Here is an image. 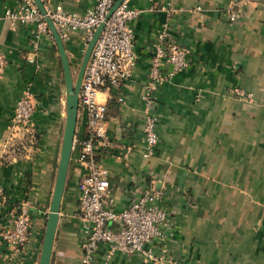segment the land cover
Returning <instances> with one entry per match:
<instances>
[{
  "label": "crops",
  "instance_id": "1",
  "mask_svg": "<svg viewBox=\"0 0 264 264\" xmlns=\"http://www.w3.org/2000/svg\"><path fill=\"white\" fill-rule=\"evenodd\" d=\"M127 1L142 12L130 24L136 64L120 90L121 103L115 93L98 95L108 120L103 165L115 211L153 187L164 194L171 218L161 262H144L135 254L115 255L111 264H264V0L235 23L225 14L235 0ZM17 2L0 0V55L9 64L0 76V190L5 197L0 233L27 203L32 240L12 250L0 238V264H39L65 120L57 87L62 70L47 38L35 61H25L30 30L5 19ZM49 2L77 16L92 7L91 0ZM165 22L188 64L153 93L158 145L144 159L142 97L153 44ZM64 46L74 70L86 47L82 33H72ZM235 89L250 94L251 101L236 102L229 96ZM26 92L36 112L30 127L13 131L16 103ZM84 122H76L75 132L84 130ZM77 184L71 154L50 264H79L83 232Z\"/></svg>",
  "mask_w": 264,
  "mask_h": 264
},
{
  "label": "built area",
  "instance_id": "2",
  "mask_svg": "<svg viewBox=\"0 0 264 264\" xmlns=\"http://www.w3.org/2000/svg\"><path fill=\"white\" fill-rule=\"evenodd\" d=\"M91 0V9L83 16L50 6L41 0L48 18L60 39L65 43L70 35L81 32L85 46L102 25L90 59L85 68L78 94L77 122L85 120L84 130H76L72 155L77 184V218L82 225L79 264H111L115 255H139L144 262H161L167 243L166 229L171 214L165 206L164 194L150 187L135 198L126 208L115 211L109 194L108 170L103 156L109 149L107 141V107L98 101L100 93H115L122 102L120 90L132 76L136 64L134 36L130 24L142 12L129 8L128 1ZM262 0H235L225 8L227 19L237 22L243 12ZM199 11V9H197ZM170 11L167 17H171ZM45 17L40 14L33 0H18L14 10L5 12V19L12 27L30 30V52L24 57L33 63L40 54L41 44L47 38L54 44ZM165 22L156 35L150 60L148 81L142 97L145 122L143 126L146 152L150 159L158 145L156 102L153 93L171 81L187 67L186 52L168 34ZM8 61L0 55V76L8 68ZM239 103L250 102L252 96L241 89L229 94ZM36 112L33 96L26 92L16 103L11 120L13 131L30 127ZM128 154V153H127ZM5 199L0 190V205ZM32 223L29 204L25 203L11 216L10 225L0 233V238L10 249L28 247L32 240Z\"/></svg>",
  "mask_w": 264,
  "mask_h": 264
},
{
  "label": "water",
  "instance_id": "3",
  "mask_svg": "<svg viewBox=\"0 0 264 264\" xmlns=\"http://www.w3.org/2000/svg\"><path fill=\"white\" fill-rule=\"evenodd\" d=\"M33 1L40 14L45 17V10L41 0H33ZM122 1L124 0H119L115 4L114 8H116ZM45 22L53 38L54 45L58 53V59L63 74L66 105H65L64 128L62 133L55 184L49 205V212L46 219L39 264H50L51 261L53 242H54V237L58 222V215L60 212L61 202L64 195L67 177L69 173L72 145H73L76 122H77L78 94H79L83 74L90 59L93 46L97 41L101 33V30L103 28V26L101 25L95 31L90 42L86 45L84 54L80 61L77 77L76 80L74 81L73 73L71 70V64L65 51L64 42L58 36L52 22L46 17H45Z\"/></svg>",
  "mask_w": 264,
  "mask_h": 264
},
{
  "label": "rangeland",
  "instance_id": "4",
  "mask_svg": "<svg viewBox=\"0 0 264 264\" xmlns=\"http://www.w3.org/2000/svg\"><path fill=\"white\" fill-rule=\"evenodd\" d=\"M81 60V59H80ZM80 60H79V63H80ZM79 63L78 65L74 68V70H72L73 72V80L75 81L76 80V77H77V73H78V70H79ZM57 87L58 89L60 90L61 92V96H62V100L64 101V111H65V105H66V97H65V88H64V81H63V74H62V71L60 72V75H59V78H58V81H57ZM64 117V115H63ZM64 126V125H63ZM64 128V127H63Z\"/></svg>",
  "mask_w": 264,
  "mask_h": 264
},
{
  "label": "trees",
  "instance_id": "5",
  "mask_svg": "<svg viewBox=\"0 0 264 264\" xmlns=\"http://www.w3.org/2000/svg\"><path fill=\"white\" fill-rule=\"evenodd\" d=\"M77 66V65H76Z\"/></svg>",
  "mask_w": 264,
  "mask_h": 264
}]
</instances>
